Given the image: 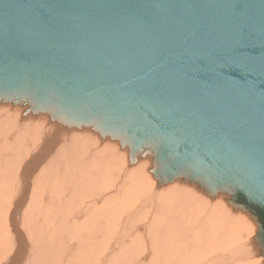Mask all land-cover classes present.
<instances>
[{
    "label": "water",
    "instance_id": "1",
    "mask_svg": "<svg viewBox=\"0 0 264 264\" xmlns=\"http://www.w3.org/2000/svg\"><path fill=\"white\" fill-rule=\"evenodd\" d=\"M0 103L225 195L264 262V0H0Z\"/></svg>",
    "mask_w": 264,
    "mask_h": 264
},
{
    "label": "bare ground",
    "instance_id": "2",
    "mask_svg": "<svg viewBox=\"0 0 264 264\" xmlns=\"http://www.w3.org/2000/svg\"><path fill=\"white\" fill-rule=\"evenodd\" d=\"M23 110L24 106L21 105L0 103V112H7L0 114V181H10L17 177L18 181L14 186L17 199L26 192L28 178L41 164L46 166L44 169L48 175L40 173L38 178L54 179L52 174L54 171L60 183L70 179L69 176L62 174V160L56 155L59 149L53 152L56 147L62 150L60 156L73 159L77 152L75 141L79 140L87 146L103 140L101 150L103 158L100 162L90 163L88 166L86 164L89 158L86 157L83 160L80 165L82 168L79 170L82 175H85L82 190L76 178L65 184V188H68L64 195L65 201L62 203L46 202L49 211L62 212L63 216L55 218L54 224L57 227L49 233V241L45 239V233L34 238L32 254L25 256L27 246L22 235L14 226V230L10 229L9 240L13 245V250L9 264H102L105 246L108 244L119 214L125 208L135 205L140 199V191L149 190L152 186L155 191L163 190L162 193L157 200L154 193L146 195L133 212L120 218L119 228L115 232L112 245L116 242L120 243L119 240L127 241L131 235L134 239L118 253H113L107 264H145V258L139 251V244L142 241L146 243L143 238L146 224L134 222L142 213H146L147 218L155 215L150 226V233L153 236L152 244L159 248L160 242L164 240L171 249L176 250L184 248L189 242L207 243L202 235H208L209 231L201 226L204 223V219L200 217L201 209L213 211L216 207L219 210L227 206L232 207L228 204L225 195L211 196L203 188L188 181L179 180L157 186V181L148 169L150 166L146 165V159L142 157L130 160L127 157V163L125 151L116 147L115 140L101 137L91 128L68 129L66 127V129L61 124L52 121L46 114H24ZM8 147L9 152H6ZM29 151L31 157L21 164L19 175L16 176L15 165L21 163L25 153ZM130 172V176L138 174L140 179L135 182L134 186L129 184L119 195L125 182V175ZM96 183L100 184L101 189L109 187L110 195L103 198V193L96 190ZM184 187H190V189L186 190ZM82 191L84 195L87 192L90 197L87 206L77 200L82 195ZM60 192V190H54V194ZM38 193L41 194L42 191ZM219 197L223 200V204L218 205ZM192 207L198 210L188 213ZM88 209L91 211L86 214ZM18 211H14V215ZM69 214L70 219L67 217ZM238 214L240 218L237 222L226 220L223 213L211 215L206 222L207 226H213L222 233L227 232L226 243L220 250L216 243L212 242L211 245L214 248L206 251V253L218 251L217 253L208 258L205 254L194 253L187 260L179 258L178 253L173 252L172 258H179L177 262H185V264H264L263 258L257 256L254 245L255 223L247 214L239 210ZM240 221L241 228L237 225ZM247 221L249 224L245 225ZM49 223H46V227ZM69 225H74V227L71 229ZM99 228L105 233L99 234ZM69 234L78 236L76 248L69 245L67 238ZM242 236L248 240L237 242ZM235 241L236 244L231 245ZM49 250L52 251L51 256ZM107 252H111V248ZM178 263L168 261L166 264Z\"/></svg>",
    "mask_w": 264,
    "mask_h": 264
},
{
    "label": "rangeland",
    "instance_id": "3",
    "mask_svg": "<svg viewBox=\"0 0 264 264\" xmlns=\"http://www.w3.org/2000/svg\"><path fill=\"white\" fill-rule=\"evenodd\" d=\"M8 111V110H7ZM7 113V112H0V114ZM15 115V114H14ZM77 152L74 155L73 159H67L64 156H60L62 153V150L60 147H56L53 151L56 152V155L62 160L61 165L63 166V175H67L70 177V179L64 181L63 183H60L58 181V175L56 172L53 171L54 179L50 180H42L41 178H38L39 174L46 173V166L44 164L39 165L36 170L31 174V176L28 178L27 182V190L23 194V196L19 199H17V193L15 191V184L17 183L18 179L15 177L14 179L10 181H0V264H9L13 245L11 244L9 240V231L10 229L14 230L13 226L20 232L22 235V238L24 239V243L26 244V254H32L34 247V238L39 235L45 233V239L49 241V233L54 230L57 226L55 223V218L57 216H63L61 213H53L49 211L46 207V202L48 201H54L57 203H62L65 201L64 195L66 193V190L68 188H65V184L73 179H78V183L80 186V189L82 190V182L85 180V175H82L80 173V169L82 166H80L84 159L89 158L88 163L86 166L90 165V163H97L102 160L101 150H102V144L103 140H99L92 145L84 146L83 143H80L79 140L75 141ZM115 144L117 148H122L125 151L126 155V162L128 163V148L120 146L119 142L115 140ZM5 152V150H2ZM6 152H9V147ZM31 157V152H26L22 162L17 163L15 165V175H19V169L21 167V164L28 160ZM137 159H140L137 158ZM150 162V161H149ZM149 162L146 161V165H149ZM50 171V170H47ZM132 171V169H131ZM131 172L128 175H125V182L119 192V195H121L124 192V189L128 187L129 184L136 185L135 182L140 179L138 174H135L134 176H130ZM48 174L46 173L45 176ZM115 176V175H114ZM96 190L103 193V198L110 195L109 187L100 188V184L96 183ZM65 188V189H64ZM186 190H189L190 187H184ZM42 191L41 194H39V191ZM54 190H60L61 192L59 194H54ZM140 191V190H139ZM138 191V192H139ZM163 190L155 191L154 186L150 187L149 190L145 189L143 191H140V199L136 201L134 206H130L129 208H125L120 214L119 218L115 221V227L112 230L111 237L108 241V244L105 246V253L102 257V264H107L109 259L111 258L113 253H118L123 248H125V245H128L133 242L134 236L131 235L128 237V240H119L120 243L116 242L114 245V235L115 232L119 228L120 218L127 213L133 212L134 208L137 207L141 200L148 194H155V199L157 200L158 196L162 193ZM222 195V194H221ZM89 195L83 194L80 197L77 198L78 201L84 206H87L89 204ZM219 204H223V200H220V197L217 199ZM217 205V206H218ZM29 209V214L27 215V211ZM92 209V208H91ZM91 209H88L86 214H88ZM19 210L16 215H14V211ZM198 208L192 207L188 213H191L192 211H197ZM200 214L203 219L204 223L201 225L204 227L207 231H209L208 235H202V237H205L207 240V243L198 244L189 242L184 248L173 250L170 248L169 244L162 240L160 242L159 248H156L155 245L152 244L153 242V236L150 233V226L152 220L155 218V215L147 218L146 213H142L135 219V223H145L146 224V230L144 232L143 238L146 240V243L139 244V251L142 252V255L145 258V264H166L168 261H173L175 263H178L177 260L179 258H185L187 260L190 259V257L194 253H201L205 254L206 258L209 256L217 253L218 251H213L210 253H206L207 250L214 248L211 243L215 242L216 246L218 247V250L226 243V237L227 232H220L217 228L213 226H207L206 222L210 219L211 215H215L217 213H223L224 218L226 220L230 219V222H237L239 220L240 216L238 214V210L233 209V207H224L222 209H218L217 207L212 211L205 209H201ZM179 213V210L177 211V214ZM70 219V214L67 215ZM82 218V217H81ZM251 219V218H250ZM249 219V221H250ZM57 220V219H56ZM50 222L48 226L46 227V223ZM105 223V221H103ZM248 221L245 222V225H248ZM237 225L241 228V221L237 223ZM72 229L74 225H69ZM46 229V231H45ZM99 234H104V230L99 228L98 229ZM243 237V238H242ZM239 237L237 242L244 241L248 238H245V236ZM68 243L71 247L76 248L78 246V236L77 235H68ZM116 238V237H115ZM246 240V241H247ZM250 240V238H249ZM236 244V241L232 243L231 245ZM111 248V252H107ZM185 250V251H184ZM50 251V250H49ZM177 252L179 255L178 259L172 258V253ZM50 256L52 255V251L49 252ZM171 256V258L168 259V257ZM178 264H185L184 263H178ZM199 264V263H196Z\"/></svg>",
    "mask_w": 264,
    "mask_h": 264
}]
</instances>
